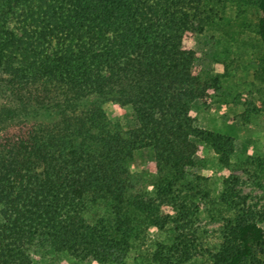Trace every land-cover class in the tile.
<instances>
[{
	"label": "trees",
	"instance_id": "1",
	"mask_svg": "<svg viewBox=\"0 0 264 264\" xmlns=\"http://www.w3.org/2000/svg\"><path fill=\"white\" fill-rule=\"evenodd\" d=\"M248 24L264 48V0H0V264H123L152 232L170 237L153 264L193 263L201 210L245 204L231 179L214 201L193 173L203 145L225 167L235 153L234 137L199 125L222 77L198 65L194 38ZM108 104L138 126L113 123ZM144 148L155 165L134 171ZM246 217L225 220L210 264H264V228Z\"/></svg>",
	"mask_w": 264,
	"mask_h": 264
},
{
	"label": "rangeland",
	"instance_id": "2",
	"mask_svg": "<svg viewBox=\"0 0 264 264\" xmlns=\"http://www.w3.org/2000/svg\"><path fill=\"white\" fill-rule=\"evenodd\" d=\"M258 16L250 14L249 23H257ZM245 26L248 27L244 30L235 25L229 28L209 27L194 38V49L199 55L198 65L213 76L222 77L221 88L215 93L211 106L206 109L201 101L195 106L199 125L201 128L206 126L200 124L203 111L222 123L223 126L218 128L221 132L232 125L229 129L235 139V153L231 166L225 167L219 162L216 152L203 145L202 154L196 157L193 173L209 178L208 187L214 201L221 199L225 190L224 181L231 179L236 192L242 197L240 203L245 204L240 208L219 205L201 210L195 226L199 231L198 248L193 252L195 261L191 264H210L206 249L215 250L223 243L222 229L227 218L246 214L248 221L264 228V73L261 62L264 48L255 28H249V24ZM106 108L113 123H119L124 128L138 126L132 111L116 104H108ZM4 130L0 131V136ZM154 165V151L144 148L136 153L132 169L140 171ZM103 214L102 207H94L87 218L96 222ZM155 235L152 232L149 246L135 250L123 264H153L152 254L158 249L155 245L157 241H170L169 235L164 232ZM33 264L101 263L94 258L77 259L68 253H49L38 257Z\"/></svg>",
	"mask_w": 264,
	"mask_h": 264
},
{
	"label": "crops",
	"instance_id": "3",
	"mask_svg": "<svg viewBox=\"0 0 264 264\" xmlns=\"http://www.w3.org/2000/svg\"><path fill=\"white\" fill-rule=\"evenodd\" d=\"M206 118H207V121H206ZM214 119H215V117L209 115V113L206 111H203L200 114V124L202 125V127L204 126L203 124H205L206 125V126H204L205 129H208L210 131L217 132V133H223V134H226L229 136L232 135V134H230V129H229V128H232V125H229V127H227V131L221 132L218 130V128L223 126L222 123L219 122L218 120H214Z\"/></svg>",
	"mask_w": 264,
	"mask_h": 264
}]
</instances>
